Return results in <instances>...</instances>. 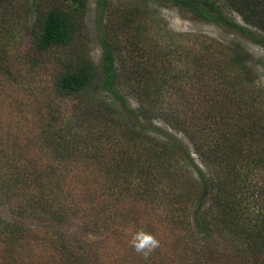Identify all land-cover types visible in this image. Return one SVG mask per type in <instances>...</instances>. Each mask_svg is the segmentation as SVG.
I'll use <instances>...</instances> for the list:
<instances>
[{"label": "rangeland", "instance_id": "1", "mask_svg": "<svg viewBox=\"0 0 264 264\" xmlns=\"http://www.w3.org/2000/svg\"><path fill=\"white\" fill-rule=\"evenodd\" d=\"M12 1L7 14L0 9V216L23 230L13 244L0 235V264H264V46L176 4L88 0L84 31L41 50L40 15L49 1L68 8L69 0ZM132 7L140 8L135 20L116 31ZM104 29L119 47L118 86L131 107L140 98L158 102L156 113L170 114L176 127L143 119L141 137L132 136L125 124H137L119 102L103 97L125 113L111 115L103 98L59 93V74L78 56L99 70ZM144 86L151 88L141 93ZM169 153L177 165L167 166ZM217 179L227 213L198 230L200 199L202 210L220 201L210 198ZM40 198L49 206H24ZM141 229L160 241L147 257L131 246Z\"/></svg>", "mask_w": 264, "mask_h": 264}, {"label": "trees", "instance_id": "2", "mask_svg": "<svg viewBox=\"0 0 264 264\" xmlns=\"http://www.w3.org/2000/svg\"><path fill=\"white\" fill-rule=\"evenodd\" d=\"M106 1L107 0H98L100 4H103V6L106 5ZM145 1L147 2L144 3L145 5H147L148 3H153L152 1H155L160 5L176 4L182 9L191 11L197 14L198 16L209 20L210 22L223 24L233 28L235 27L239 28L245 31L249 36H251V38H253L255 42L260 43L264 46V34L256 35V33H254L253 30L241 27L227 15V11H225L223 8L225 5H227V8H232L238 11L239 13L243 14V17L247 21H249L252 25H256V27L264 31V0H226L223 6L217 4L216 0H145ZM49 2L52 3V6L46 7L43 11L44 13L40 15L39 18V26L41 31L37 44L41 50H47L49 48L59 45H67L68 43H70V41L73 40V38L78 37V35L84 31L83 24L85 22V17L88 10V0H69L68 8L62 7L53 1H49ZM12 3H13L12 0H0V9L2 10L4 15L10 11V9L12 8ZM139 9H140L139 7H132L129 11L130 12L129 15L123 14L124 21L122 23H119L115 28V30L123 31L127 26H129L130 23L132 24L131 21L135 20V18L137 17L136 15L139 14L140 11ZM105 28L107 29L109 28L110 30V26L106 25ZM103 33L104 34L100 36V41L102 44L101 46L102 64L99 70H97L93 65H91L90 62L87 61V58L84 55L78 56V58L81 59L79 63L70 62L69 64L66 65L65 71L59 74L58 76L59 78L56 84L59 93L63 95H73V96L78 95V98L87 97L89 99L92 98V100H97L108 96L109 98H112L111 101L119 102L121 104V107L123 108V111L125 113H130L134 117L135 123L137 124L136 125L137 129L134 127V125L132 126L129 123L125 124V126L128 128L130 135L132 136L137 135V137H141V134L143 132L142 131L143 126L141 122L143 121V119L154 120L159 118L171 124V126L176 127L174 123V118L169 119L171 116L170 114L158 115V113H156L157 109L155 108V106L157 105L158 102L155 103L154 106L145 105L144 99L140 98L139 100L140 102L138 103V106L135 108L131 107L128 98L121 91L123 89H119L118 86L119 77L117 74L118 69L116 66V61H117L116 51L119 49V47L118 45L113 43L110 39H107L106 35L108 34L109 36V32L107 30L104 29ZM233 59L237 62L239 67L243 68V65L245 66V56L236 53V55L233 56ZM152 64L153 63L151 64L144 63L143 66H145L147 70L150 71L152 69ZM139 66L142 65L139 64ZM143 68L144 67H142L141 69ZM97 80L99 85L98 89L94 93L93 92L88 93ZM149 88L151 87L150 86L142 87L141 93L149 90ZM102 107L105 108L111 115L125 114L124 112H118L115 108L112 107V103L106 101L105 99L102 102ZM119 124H121L120 125L121 128H124V125L121 122H119ZM160 146L163 149L167 147H171L167 145L165 142H162ZM143 147H144V152L146 151L151 152V149L148 147V144L144 145ZM203 150L205 154L206 153L209 154L211 149L206 148ZM159 153H160L159 151L153 152L155 156H157ZM180 153H181V157L184 158V160L187 161V163H189L190 160L188 159L189 157L188 153H186L185 151H180ZM173 157L174 155L172 153L166 155L165 163H167V166L177 165L175 161L174 163L173 161H171ZM156 160L159 161V158H157ZM208 180L210 181L212 180V178L209 177ZM218 181L219 180L217 179L216 182L218 184L213 188V190L215 189V194L211 193L210 196L212 200L214 198L217 201L218 198L220 200L218 201V204L216 205L213 202L209 204V206L205 210H202L201 206L203 205L204 201L203 199H200V201L196 206L197 209L199 208V210L196 211V213L194 214V218L196 219L198 230L201 229L210 230L212 227H207L206 222L208 223L210 219L215 216V213L217 216V212H219L220 210L222 211L221 216L222 215L224 216L225 215L224 212L227 211L228 203L226 200L227 198L226 194L223 192V188L216 189L223 186ZM207 188H208L207 183H205L204 181V184L202 186V193L200 195L201 198L207 193ZM28 200L29 203L27 205L24 204V206H26V208H31L30 210H33L34 212H35L36 204L39 205L41 204L42 206L44 204L48 205L47 201L43 198H40L38 200H30V199ZM218 205L220 206V209L216 207ZM235 209H237L235 205L231 207V210L237 212ZM241 216L242 213H237L238 218L239 217L241 218ZM1 220L2 218L0 216V235L5 236L7 241H13L12 244L17 243L16 237L23 230L22 227L20 225L12 223L9 220L8 221L4 220L6 223L2 224ZM206 232H207L206 235L209 236H207V239L206 238L205 239L206 242L207 241L209 242L208 239L210 240L212 239V235H210L212 232L211 233L210 231L209 233L208 231ZM10 250L12 252L16 251V249H13L11 247Z\"/></svg>", "mask_w": 264, "mask_h": 264}, {"label": "clouds", "instance_id": "3", "mask_svg": "<svg viewBox=\"0 0 264 264\" xmlns=\"http://www.w3.org/2000/svg\"><path fill=\"white\" fill-rule=\"evenodd\" d=\"M131 246L147 257L151 252L160 246V241L156 235L143 229L136 232L131 241Z\"/></svg>", "mask_w": 264, "mask_h": 264}]
</instances>
